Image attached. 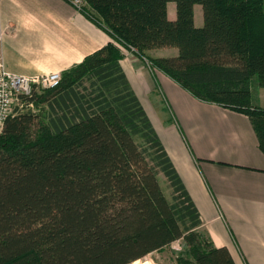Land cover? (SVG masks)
I'll return each instance as SVG.
<instances>
[{"label":"trees","instance_id":"obj_1","mask_svg":"<svg viewBox=\"0 0 264 264\" xmlns=\"http://www.w3.org/2000/svg\"><path fill=\"white\" fill-rule=\"evenodd\" d=\"M84 2L113 42L55 89L17 98L0 134V264H133L177 241V264H236L203 229L120 46L200 102L248 116L264 153V108L251 101L264 89V0ZM164 48L178 54L148 57Z\"/></svg>","mask_w":264,"mask_h":264},{"label":"crops","instance_id":"obj_2","mask_svg":"<svg viewBox=\"0 0 264 264\" xmlns=\"http://www.w3.org/2000/svg\"><path fill=\"white\" fill-rule=\"evenodd\" d=\"M0 15V53L16 75L63 74L113 42L63 0H0ZM121 68L215 247L264 264V153L249 117L200 102L133 54Z\"/></svg>","mask_w":264,"mask_h":264},{"label":"built area","instance_id":"obj_3","mask_svg":"<svg viewBox=\"0 0 264 264\" xmlns=\"http://www.w3.org/2000/svg\"><path fill=\"white\" fill-rule=\"evenodd\" d=\"M77 12L82 13L86 5L84 0H63ZM3 27L0 15V49L3 40ZM62 81V73L52 72L34 76L16 75L6 70L3 56L0 53V134L7 120L13 114V106L19 96H33L40 90L55 89Z\"/></svg>","mask_w":264,"mask_h":264},{"label":"rangeland","instance_id":"obj_4","mask_svg":"<svg viewBox=\"0 0 264 264\" xmlns=\"http://www.w3.org/2000/svg\"><path fill=\"white\" fill-rule=\"evenodd\" d=\"M195 24L198 26L199 24H202L204 21L203 18V8L201 5H195ZM168 13L170 19L173 20L176 18V4L170 3L168 6ZM82 14V13H81ZM120 49L122 50L123 54L126 56H130L133 53L129 50L124 49L120 46ZM178 54V50L164 48L157 51H154L152 53H148V57L150 58H162V57H171ZM134 55V54H133ZM136 56V55H135ZM156 56V57H155ZM137 57V56H136ZM42 93V90L38 91L37 93ZM252 104L255 105H262L264 107V89L259 88L258 90H253V93L251 95ZM19 102L17 101L15 105L13 106V111L16 107H18ZM161 184L163 187V190L165 191L166 195L170 198V189L168 187V184L163 176H161ZM183 244L181 241H177L170 247L164 249L161 252H156L151 255H148L147 257L141 259L138 262H135L133 264H142L144 262H150L151 264H177L178 256L181 252H183Z\"/></svg>","mask_w":264,"mask_h":264},{"label":"bare ground","instance_id":"obj_5","mask_svg":"<svg viewBox=\"0 0 264 264\" xmlns=\"http://www.w3.org/2000/svg\"><path fill=\"white\" fill-rule=\"evenodd\" d=\"M142 264H151L150 262H144V263H142Z\"/></svg>","mask_w":264,"mask_h":264}]
</instances>
